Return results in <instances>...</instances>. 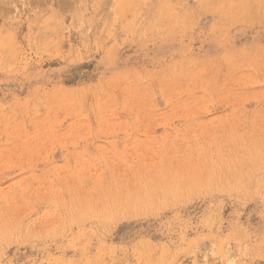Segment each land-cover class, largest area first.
<instances>
[{"label": "rangeland", "instance_id": "obj_1", "mask_svg": "<svg viewBox=\"0 0 264 264\" xmlns=\"http://www.w3.org/2000/svg\"><path fill=\"white\" fill-rule=\"evenodd\" d=\"M0 264H264V0H0Z\"/></svg>", "mask_w": 264, "mask_h": 264}]
</instances>
